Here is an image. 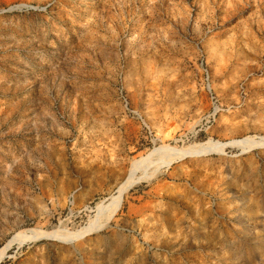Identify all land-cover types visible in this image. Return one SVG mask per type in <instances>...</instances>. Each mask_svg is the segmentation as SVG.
Instances as JSON below:
<instances>
[{
    "label": "rangeland",
    "instance_id": "1",
    "mask_svg": "<svg viewBox=\"0 0 264 264\" xmlns=\"http://www.w3.org/2000/svg\"><path fill=\"white\" fill-rule=\"evenodd\" d=\"M263 25L264 0H0V247L52 233L0 264H264Z\"/></svg>",
    "mask_w": 264,
    "mask_h": 264
},
{
    "label": "bare ground",
    "instance_id": "2",
    "mask_svg": "<svg viewBox=\"0 0 264 264\" xmlns=\"http://www.w3.org/2000/svg\"><path fill=\"white\" fill-rule=\"evenodd\" d=\"M185 155H186V153H181L178 155L177 158H180V160H182L185 157ZM147 159L148 158H142L141 160L136 161L135 165L133 166V169H132V171H133L136 168V166L145 162V164H148L147 167H150L149 170L146 171L147 173L144 172V174L140 175L137 178H128L121 185V187H120L116 197L114 198V200H112L109 204H107L105 206L103 205L104 210L103 209L102 210L104 211V213H103L102 217H100V223L96 227L94 224L93 227L91 228L92 230L94 227L96 229L105 227L110 222V220L114 217V215L118 212V210L120 209L122 202H123L124 194L129 189V187H131L134 183H136V182H138L144 178L152 177L154 174H156L158 172L159 165L164 162V161H159V162H157L156 165L153 164V165L149 166V164L153 163V162L150 160L146 161ZM25 232H28L30 235H25L24 234ZM25 232H20V233L15 234L11 239H9L6 242V244H4L2 247H0V262L3 260V258L7 254V251L15 242L21 243V242L25 241L26 239L30 238L31 236H34L35 238H39V237H43V236L46 237V236L52 235V233H49L47 231L37 229V228H32V229L26 230ZM54 235H56V234H54ZM71 236L76 237L77 234H73Z\"/></svg>",
    "mask_w": 264,
    "mask_h": 264
},
{
    "label": "crops",
    "instance_id": "3",
    "mask_svg": "<svg viewBox=\"0 0 264 264\" xmlns=\"http://www.w3.org/2000/svg\"><path fill=\"white\" fill-rule=\"evenodd\" d=\"M22 261H24V259L18 261L17 263H11V264H22Z\"/></svg>",
    "mask_w": 264,
    "mask_h": 264
}]
</instances>
